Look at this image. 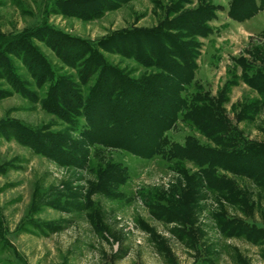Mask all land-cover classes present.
Returning <instances> with one entry per match:
<instances>
[{
  "label": "rangeland",
  "instance_id": "obj_1",
  "mask_svg": "<svg viewBox=\"0 0 264 264\" xmlns=\"http://www.w3.org/2000/svg\"><path fill=\"white\" fill-rule=\"evenodd\" d=\"M65 1L0 0V48L8 38L45 26L94 43L121 31L171 30L168 25L206 1L211 17L204 23L207 36L196 38L193 83L224 96L226 117L245 139L264 146V109L237 62L243 58L254 67L245 71L249 76L264 68V0L245 2L236 19L228 12L233 0H75L73 12L61 7ZM248 12L250 17L238 19ZM30 41L57 72L76 77L77 70L50 47ZM127 43L125 52L133 48L132 40ZM101 53L106 62L133 69L135 77L146 71L132 58ZM4 57L34 88L27 69L12 55ZM9 89L0 78V92ZM106 99L94 97L84 117L69 126L39 102L17 93L0 95V264H264V187L254 171L264 168L258 161L264 162L263 149L242 156L249 175L215 168L214 181L206 165L175 164L166 156L168 146L163 154L141 156L85 145L74 160L76 153L67 149L59 156L32 136L48 142L64 135L84 144L80 134L90 124L105 130L100 119L120 116ZM116 119L108 130L125 135L122 117ZM162 135L179 146L187 136L201 147L211 145L180 122ZM48 150L56 155L47 156Z\"/></svg>",
  "mask_w": 264,
  "mask_h": 264
},
{
  "label": "trees",
  "instance_id": "obj_2",
  "mask_svg": "<svg viewBox=\"0 0 264 264\" xmlns=\"http://www.w3.org/2000/svg\"><path fill=\"white\" fill-rule=\"evenodd\" d=\"M205 2L198 11L186 15L176 24L168 25L171 30L121 31L94 43L62 36L45 26L39 28L37 33H22L8 38L0 48V78L10 89L1 91L0 95L17 93L33 104L39 102L45 111L57 115L69 126L74 124L73 120L84 117L94 97L100 94L106 96L109 106L112 104L110 110L120 114L115 117H122V127L126 126L127 133L122 135L115 130H108L110 123L116 125L113 121L117 119L105 116L100 119V123L108 126L104 127L105 130L96 129L95 124H90L88 131L80 134L85 139L84 144L71 141L64 135H55L48 142L43 138L42 142L37 134L32 135L45 147L54 148L59 156L68 149L76 153L74 160H78L82 157L85 145L120 149L141 156L163 154V147L168 146L166 156L175 159V164L193 161L206 165L214 181L215 168L247 176L248 165L242 161V156L250 155L253 150L258 153V150H264V146L245 139L226 117L222 107L224 96H212L201 84L193 83L192 80L200 46L196 38L207 36L204 23L211 17ZM75 3V0H67L61 3V7L73 12ZM243 4L248 5V0H233L229 3L228 12L232 18L242 13L240 9ZM86 11H89L88 7ZM91 11L95 12L93 8ZM248 16L250 12L238 19H247ZM30 40L50 47L66 67L77 70L76 77L57 72L39 57ZM131 40L133 48L125 52L123 46ZM66 43H69V47H66ZM135 43H144L146 47L142 46L140 50ZM101 51L132 58L146 71L135 77L132 75L133 69L124 71L106 62ZM4 52L12 55L27 69L36 82L34 88L17 73L16 68L4 57ZM237 62L243 70V81L256 90L260 109H264V68H257L249 76L245 71H253L254 67L243 58H238ZM134 120L139 121L138 124L131 125ZM177 122L187 128L193 127L210 140L211 145L201 147L193 140V136L185 137L183 146L170 144L162 134L173 129ZM46 152L49 157L56 155L52 150ZM258 161L264 165L263 161ZM254 169L258 175L257 183L264 187V168Z\"/></svg>",
  "mask_w": 264,
  "mask_h": 264
}]
</instances>
